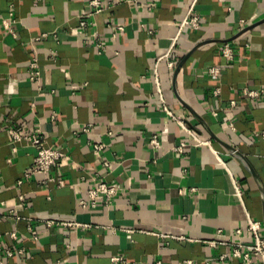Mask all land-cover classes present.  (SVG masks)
Returning a JSON list of instances; mask_svg holds the SVG:
<instances>
[{"label": "crops", "instance_id": "obj_1", "mask_svg": "<svg viewBox=\"0 0 264 264\" xmlns=\"http://www.w3.org/2000/svg\"><path fill=\"white\" fill-rule=\"evenodd\" d=\"M92 1L0 0L4 264H243L219 256L248 219L264 237V0H197L173 46L188 0ZM36 130L60 186L25 176Z\"/></svg>", "mask_w": 264, "mask_h": 264}, {"label": "built area", "instance_id": "obj_2", "mask_svg": "<svg viewBox=\"0 0 264 264\" xmlns=\"http://www.w3.org/2000/svg\"><path fill=\"white\" fill-rule=\"evenodd\" d=\"M112 1H122V0H112ZM124 1V0H123ZM189 4L185 11V15L181 22L179 23L178 32L173 37L172 45H174L175 40L179 34V31L186 26H190L191 28H197L199 25V17L194 12V6L196 4L197 0H188ZM100 2L98 0H93L92 5L95 6L97 9H99ZM87 16H90L88 14ZM88 24L87 18H81L79 19V25L80 27H85ZM222 54L227 59H233L234 55L232 52V49L228 44H224L222 47ZM160 58V57H159ZM168 65L171 66L172 62L168 61ZM219 67H211L209 69V73L213 75H217L219 73ZM154 74H156V71L154 69ZM155 80L157 78L155 77ZM218 92V89L215 91ZM246 94L249 97H256L258 96V92L256 90H246ZM163 109L164 111L172 118L175 119L174 115L172 114L171 110L167 107L164 100L162 101ZM181 124V127L184 130H187L189 134L194 138L197 145H206L208 147L210 146L209 140H203L198 137H196L192 132L189 131V129L184 125L181 121H179ZM231 126V124H230ZM84 130H87L84 128ZM12 137L17 140L20 138L19 133L17 130L11 131ZM261 136L264 138V131L261 133ZM24 138L35 148V155L33 158V162L31 165L27 168L25 176L29 175H35V174H43L45 176L46 181H54L56 185H61V180L57 179L55 176L52 175V170L58 165L59 161L64 157V152L61 151L58 148L50 147L47 145L40 133L36 130L34 133L24 136ZM150 143L154 146L158 145V137L154 135L150 139ZM103 144H95L93 145L95 151H98L102 148ZM182 145L176 147L177 151H181ZM106 165V163H105ZM19 181L18 183H20ZM117 192V188L113 186H109L104 182H101L97 185L96 188L91 189L89 191V199L88 201L80 200L79 203L82 206H86L88 204L94 206L96 204V200L98 198L99 194H103L104 201H109L111 197ZM238 194V191H236ZM53 221H47L48 224H50ZM247 234L250 237L249 241H242L240 239L241 235ZM234 235L237 237L235 240L231 241H224L222 242L224 245L229 246L228 252L222 253L219 258L225 259L227 257H233L237 259H241L243 264H264V237L260 234V223L258 221H255L253 219L247 220V225L245 227V230H242L241 228L236 229L234 231ZM10 237L13 239H16V233L14 231L10 232ZM210 245H217L218 243L215 240H211L208 242ZM7 255H10V251L6 252ZM116 260H119L120 258H115ZM0 264H4L3 261V253H2V246H1V235H0ZM155 264H161V261H157Z\"/></svg>", "mask_w": 264, "mask_h": 264}]
</instances>
